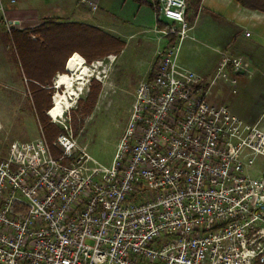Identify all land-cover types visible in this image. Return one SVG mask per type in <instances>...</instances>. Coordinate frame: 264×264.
I'll list each match as a JSON object with an SVG mask.
<instances>
[{"label":"built area","instance_id":"2783aa9c","mask_svg":"<svg viewBox=\"0 0 264 264\" xmlns=\"http://www.w3.org/2000/svg\"><path fill=\"white\" fill-rule=\"evenodd\" d=\"M143 1L155 32L188 37V0ZM181 49L140 85L111 164L66 133L59 156L45 135L0 155V264L264 263V126L211 102Z\"/></svg>","mask_w":264,"mask_h":264},{"label":"rangeland","instance_id":"374dc122","mask_svg":"<svg viewBox=\"0 0 264 264\" xmlns=\"http://www.w3.org/2000/svg\"><path fill=\"white\" fill-rule=\"evenodd\" d=\"M18 5L17 0L12 7H7L5 14L0 12V155L8 154L15 141L33 142L44 139L45 135L13 39L15 30L9 32L6 22V19L15 20L8 10L16 9ZM74 12L92 14L94 18L99 15V22L103 15L105 20L114 21L112 23H122L119 17L115 16L118 18L115 19L102 8L99 10L98 5L92 10L90 5L79 3ZM48 15L53 17L41 14L34 18L26 13L20 20L25 29L34 28L48 19L63 21L58 12ZM261 21L249 16L234 18L231 12L212 15L210 10L202 8L194 22L188 21V37L184 41L179 37L175 46L181 45V60L189 63L201 76L202 88L209 89L211 102L227 105L246 122L264 126V28ZM153 22L155 24V19ZM102 29L127 39L125 49L118 55H107L87 63L92 68L91 75L79 97L72 102L73 106L61 118L51 117L50 109L47 115L77 143L74 155L79 156L84 151L109 165L130 122L138 89L149 79L160 55L169 48L170 36L157 33L154 28L145 31L135 27L126 35ZM38 37L32 36L33 39ZM235 59L240 61L239 70L233 64ZM60 74L54 76V83ZM92 78L100 81L101 89L93 112L85 115L79 101L87 99ZM58 90L64 91L56 88L55 93ZM57 148L65 150L59 144Z\"/></svg>","mask_w":264,"mask_h":264},{"label":"trees","instance_id":"16d2710c","mask_svg":"<svg viewBox=\"0 0 264 264\" xmlns=\"http://www.w3.org/2000/svg\"><path fill=\"white\" fill-rule=\"evenodd\" d=\"M152 3L143 0H134ZM158 1V0H156ZM203 0H188L187 20L194 22L202 8ZM242 7L264 12V0H236ZM160 29L170 28L165 22H159ZM17 45L19 56L24 64L25 77L32 93L35 110L45 131V137L55 156L61 151L54 145L58 136L67 131L50 121L47 110L53 107V95L56 91L53 78L60 72H66L68 60L72 54L81 53L87 63L111 54H120L126 47V41L101 27L83 23H64L60 20L48 19L31 29L15 30L12 33ZM39 36L33 39L32 36ZM179 40V34L170 36V44ZM68 74V73H66ZM149 79H153V72ZM101 83L96 78L91 79L90 91L85 101H79L81 112L90 115L96 105ZM76 116H74V120ZM264 264V263H256Z\"/></svg>","mask_w":264,"mask_h":264},{"label":"crops","instance_id":"0c3cea01","mask_svg":"<svg viewBox=\"0 0 264 264\" xmlns=\"http://www.w3.org/2000/svg\"><path fill=\"white\" fill-rule=\"evenodd\" d=\"M19 5L16 9L11 8L8 13L15 16V20H20L21 15L29 13L30 16L35 18V15L44 14L45 17H53L48 15L53 12H58V17L63 19L64 23H83L95 27L106 28L107 30L118 31V35H124L130 33L131 28L140 27L145 31L152 30L154 27V9L146 3H139L134 0H18ZM85 1H91L98 5L99 10L102 8L103 12L107 15H113L116 19L122 21L120 24L112 23L114 21L105 20V17L99 22V15L94 18L92 14L88 13H75V8L81 3V5L88 6ZM61 3V4H60ZM58 4V5H57ZM74 5V6H73ZM7 7H12L8 4ZM202 8L210 10L212 15H222L228 12L234 14V18L237 17H252L262 20V26L264 28V12L260 10H252L242 7L236 0H203ZM201 8V10H202ZM93 10V9H92ZM2 16V15H1ZM117 16V17H115ZM118 19V18H117ZM129 31V32H127ZM132 33V32H131ZM127 41V39L125 40ZM189 64V63H188Z\"/></svg>","mask_w":264,"mask_h":264},{"label":"bare ground","instance_id":"6f19581e","mask_svg":"<svg viewBox=\"0 0 264 264\" xmlns=\"http://www.w3.org/2000/svg\"><path fill=\"white\" fill-rule=\"evenodd\" d=\"M67 71L68 74L61 73L57 78L56 88H63L64 91L58 90L54 95L53 107L49 112L54 119L64 116L66 110L73 106L72 102L79 97L92 68L87 65L84 56L76 52L68 60Z\"/></svg>","mask_w":264,"mask_h":264},{"label":"water","instance_id":"95a60500","mask_svg":"<svg viewBox=\"0 0 264 264\" xmlns=\"http://www.w3.org/2000/svg\"><path fill=\"white\" fill-rule=\"evenodd\" d=\"M17 22H19V21H17ZM66 70H67V68H66Z\"/></svg>","mask_w":264,"mask_h":264}]
</instances>
